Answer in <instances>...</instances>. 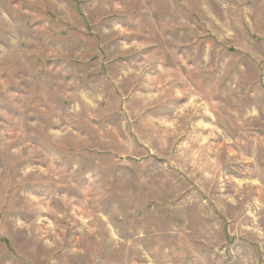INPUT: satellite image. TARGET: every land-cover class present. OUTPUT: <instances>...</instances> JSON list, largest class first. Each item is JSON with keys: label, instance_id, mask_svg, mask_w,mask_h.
Segmentation results:
<instances>
[{"label": "rangeland", "instance_id": "rangeland-1", "mask_svg": "<svg viewBox=\"0 0 264 264\" xmlns=\"http://www.w3.org/2000/svg\"><path fill=\"white\" fill-rule=\"evenodd\" d=\"M0 264H264V0H0Z\"/></svg>", "mask_w": 264, "mask_h": 264}]
</instances>
